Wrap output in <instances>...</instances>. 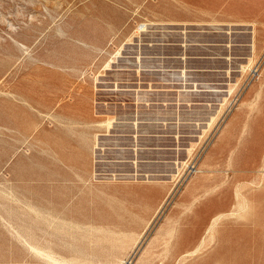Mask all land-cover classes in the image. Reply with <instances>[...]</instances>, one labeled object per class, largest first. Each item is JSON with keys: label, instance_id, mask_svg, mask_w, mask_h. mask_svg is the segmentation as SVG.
Instances as JSON below:
<instances>
[{"label": "rangeland", "instance_id": "1", "mask_svg": "<svg viewBox=\"0 0 264 264\" xmlns=\"http://www.w3.org/2000/svg\"><path fill=\"white\" fill-rule=\"evenodd\" d=\"M183 1L0 0V109L16 105L5 96L29 71L73 66L89 50L77 36L97 39L85 67L98 89L95 148L111 154L93 178L163 185L150 187L160 200L151 212L116 204L83 220L95 235L21 234L26 207L3 186L12 135L0 113V264H52L25 242L63 264H264V0ZM156 10L192 18L159 25ZM108 24H121L117 39ZM60 221L75 226H44Z\"/></svg>", "mask_w": 264, "mask_h": 264}, {"label": "crops", "instance_id": "2", "mask_svg": "<svg viewBox=\"0 0 264 264\" xmlns=\"http://www.w3.org/2000/svg\"><path fill=\"white\" fill-rule=\"evenodd\" d=\"M175 2L187 5L183 0ZM191 14V10H156L153 17L159 25L180 26L192 18ZM120 26L107 25V35L116 33L111 40L117 39ZM90 32H94L92 23ZM74 40L89 50L75 53L73 66H47L29 71L25 87L13 91L11 97L5 96L16 105L8 107L4 103L0 109L3 123L11 125L12 135L10 147L2 153L11 156L10 165L4 170L7 179L3 186L11 189L12 202L21 209L26 207V231L21 234L95 235L97 233L91 232L94 228L84 229L83 220L108 218L110 212L114 214L116 204L126 211V204L135 203L140 211L148 213L160 203V200L155 202L157 193L150 187H163L161 183L136 181L150 187L132 185L129 188L128 185H116V181L93 178L100 164H107L105 169L110 167V162L97 164V158L111 154V149L95 148L99 143L98 89L85 67L100 52L103 42L84 40L79 36ZM62 203L69 205L65 210L71 216L60 214ZM47 204L51 205L50 213ZM47 219H74L75 226L67 228L60 221L54 227H45ZM59 225L62 226L56 228Z\"/></svg>", "mask_w": 264, "mask_h": 264}, {"label": "bare ground", "instance_id": "3", "mask_svg": "<svg viewBox=\"0 0 264 264\" xmlns=\"http://www.w3.org/2000/svg\"><path fill=\"white\" fill-rule=\"evenodd\" d=\"M106 121L109 122L108 120H106ZM107 122H106V124H107ZM25 244L30 251H32L33 253H35L39 257H41L43 260L48 261L52 264H63L61 261L57 260L54 256H52L47 251H43L42 249L38 248V246L36 247V245L34 246V245L30 244L29 242H25Z\"/></svg>", "mask_w": 264, "mask_h": 264}]
</instances>
